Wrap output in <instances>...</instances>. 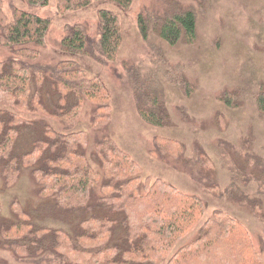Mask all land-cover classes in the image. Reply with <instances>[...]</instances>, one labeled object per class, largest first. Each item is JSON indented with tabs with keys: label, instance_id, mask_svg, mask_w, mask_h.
<instances>
[{
	"label": "trees",
	"instance_id": "obj_1",
	"mask_svg": "<svg viewBox=\"0 0 264 264\" xmlns=\"http://www.w3.org/2000/svg\"><path fill=\"white\" fill-rule=\"evenodd\" d=\"M24 1L30 7L48 5V0ZM96 1H110L123 10L134 2L58 0L57 12L79 11ZM153 2L136 17L139 34L149 47L150 66L143 71L140 66L124 65V74L140 119L153 127H169L166 86L187 98L195 87L185 76V66L170 62L151 35L169 47L193 45L210 1ZM49 26V20L19 9H13L5 21L0 11V49L11 53L0 60V172L9 188L22 169H31L38 198L53 199L51 208L57 212L53 214L64 217L69 230L35 224L32 214L14 200L10 207L14 222L0 219V250L9 254L13 264H264V233L256 248L247 227L224 210L216 209L204 219L206 207L199 197L163 180L142 178L140 165L108 134L111 95L105 83L87 77L71 60L50 67L42 64ZM86 28V24L67 27L61 50L106 67L114 63L123 42L118 14L97 12L95 41L88 38ZM249 89L242 85L224 90L217 100L226 109L239 110L244 94H251L256 116L264 118L263 85ZM87 105L95 132L89 156L86 133L72 131ZM22 112L39 121H28ZM179 112L182 119L187 117L184 109ZM216 119L223 130L222 113L217 112ZM47 120L61 127L57 130ZM21 132L35 139L28 152L13 156ZM153 141L149 153L153 159L163 164L185 160L186 145L180 140L156 137ZM240 144L219 145L226 160L224 187L216 181L214 164L205 152L198 150L193 163L181 165L203 192L247 209L264 227V155L254 152L251 126ZM75 213L79 214L76 220ZM193 232L196 238L176 249Z\"/></svg>",
	"mask_w": 264,
	"mask_h": 264
},
{
	"label": "rangeland",
	"instance_id": "obj_2",
	"mask_svg": "<svg viewBox=\"0 0 264 264\" xmlns=\"http://www.w3.org/2000/svg\"><path fill=\"white\" fill-rule=\"evenodd\" d=\"M153 1L134 0L127 10L120 9L110 1H96L82 10L59 15L58 0H48V5L44 7H30L24 0H0V11L5 21L10 20L13 9L49 20L50 26L42 50L43 59L47 58L49 62L42 59V64L46 63V66L50 67L58 61L71 60L87 77H99L105 83L111 95L108 134L121 150L140 165L144 180L160 179L185 194L199 197L206 207L204 219L216 209L224 210L247 227L255 247L258 248L264 233L263 225L256 221L247 209L235 207L225 200H216L203 192L191 179L185 164H181L194 160L198 150L205 152L214 164L216 181L224 187L228 181L224 172L226 160L219 145L226 142L235 147L240 146L241 136L248 126H251L254 136V152L264 155V118L256 116L250 99L252 95L244 94L239 110L226 109L217 100V95L222 91H234L238 86L244 85L253 90L254 86L261 84L264 88V0H209L208 10L199 20L196 42L191 46L169 47L154 34L151 35V41L164 48L166 58L170 62L185 66V76L195 87L194 93L188 98L171 87H165L166 107L172 120L169 127H153L140 119L124 74V65L140 66L143 71L150 66L149 47L139 34L136 17L145 8L153 6ZM179 1L189 4L195 0ZM101 9L116 12L123 30V42L117 59L108 67L86 56L64 52L60 47V42L68 32L67 27L76 24H86L88 38L91 36L95 41L97 12ZM10 55L9 51L0 49V60ZM248 81L256 85L253 86ZM181 109H184L187 115L183 119L179 112ZM217 112L224 116L223 130L216 119ZM21 115L28 121H39L37 116L23 112ZM91 119V106L87 105L77 125L72 129L86 133L87 156L93 151L95 138ZM47 121L55 129L60 126L56 121ZM156 137L174 138L183 142L186 145L185 160L181 161L182 163L163 164L153 159L149 153ZM33 139V135L28 136L21 132L13 149V156L28 152ZM30 170L22 169L17 183L9 188L4 186L0 172V219L14 222L10 207L12 202L17 200L26 212L32 214L35 224L50 229H66L67 220L53 214L56 212L51 208L55 205L53 199L38 198V187L31 178ZM64 215L66 217L71 214ZM78 215L73 214L74 220ZM196 236V233H191L176 249L190 243ZM11 261L9 254L0 250V264H13Z\"/></svg>",
	"mask_w": 264,
	"mask_h": 264
}]
</instances>
